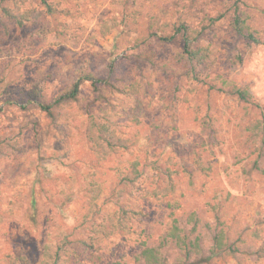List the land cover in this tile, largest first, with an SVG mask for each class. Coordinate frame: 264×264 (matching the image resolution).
Listing matches in <instances>:
<instances>
[{"label":"rangeland","instance_id":"374dc122","mask_svg":"<svg viewBox=\"0 0 264 264\" xmlns=\"http://www.w3.org/2000/svg\"><path fill=\"white\" fill-rule=\"evenodd\" d=\"M3 1L0 264H264V0Z\"/></svg>","mask_w":264,"mask_h":264},{"label":"trees","instance_id":"16d2710c","mask_svg":"<svg viewBox=\"0 0 264 264\" xmlns=\"http://www.w3.org/2000/svg\"><path fill=\"white\" fill-rule=\"evenodd\" d=\"M2 3L4 2L3 0H0ZM43 4L45 5L46 12L45 15L51 14L54 10L47 4L44 0H42ZM41 15V12H38L36 14V18L39 19ZM30 18V12L28 11H21L19 7H17V4L14 5V8L11 9L5 4H2L0 7V28L3 30L6 29V26H3L2 22H6L8 24H13V25H22L24 21H29ZM233 28L234 30L241 34L245 35L246 32L248 31L247 26L245 25V22L241 20L238 17H235L233 20ZM183 31V33L186 36V27L185 26H180L175 30V34L168 36V37H160L157 36L158 34H154V37H158V40L161 41H166L169 42L175 38L176 33H180ZM247 38L251 39L252 41H257L254 40L253 35L251 33L247 34ZM190 38L188 36L185 37L184 44H183V55L187 57L188 61H201L202 60V51H198L195 49H192L191 47V42ZM90 78H84L82 80L75 81L72 85H70L68 88H66L63 92L59 93L56 95L49 104H40V107L43 111H49L52 107H56L62 103L66 102H71L75 101L77 99V96L80 93V85L82 81H86ZM93 87L96 85L95 83H92ZM233 93L239 96L240 99L246 100L249 97V94L246 91L238 90V89H233ZM170 238L174 240L176 245L181 248L184 251L185 258L189 257V250L187 249L188 246L191 247L193 250L196 249L198 250V245L195 242H186L185 237L180 235V229L176 225H172L170 230L167 232V238ZM225 246L224 243V235L222 233L217 234L214 236V243H213V248H212V254L220 252L223 247ZM62 248V246H59L54 252L52 253H46L45 254V261L43 264H57L59 259H60V252L58 249ZM139 257L144 260L145 264H165L163 257L160 255L159 251L155 248H150V247H145L142 249V251L139 254Z\"/></svg>","mask_w":264,"mask_h":264}]
</instances>
